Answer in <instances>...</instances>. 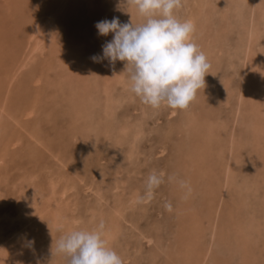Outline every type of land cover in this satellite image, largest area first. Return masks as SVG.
Segmentation results:
<instances>
[{
    "label": "rangeland",
    "instance_id": "rangeland-1",
    "mask_svg": "<svg viewBox=\"0 0 264 264\" xmlns=\"http://www.w3.org/2000/svg\"><path fill=\"white\" fill-rule=\"evenodd\" d=\"M44 1L0 0V264H67L60 237L101 221L124 264H264V0H183L210 64L186 109H153L125 62L93 61L114 35L95 24H142L134 7L66 0L36 49L30 18L61 0ZM47 205L65 209L54 227Z\"/></svg>",
    "mask_w": 264,
    "mask_h": 264
},
{
    "label": "clouds",
    "instance_id": "clouds-1",
    "mask_svg": "<svg viewBox=\"0 0 264 264\" xmlns=\"http://www.w3.org/2000/svg\"><path fill=\"white\" fill-rule=\"evenodd\" d=\"M130 6L144 22L121 23L118 17L97 22L95 27L100 36L114 35L102 45V54L92 57L93 61L106 59L110 66L118 60L125 62L130 91L153 109L162 105L186 109L197 92L205 88L210 64L192 41L194 23L176 15L183 0H119L116 10L128 12ZM161 183L162 178L156 172L148 176L149 198ZM166 207L171 210L170 204ZM104 232L103 221L91 230H71L60 237L56 252L64 255L67 264H124ZM34 243L28 241L29 246Z\"/></svg>",
    "mask_w": 264,
    "mask_h": 264
},
{
    "label": "bare ground",
    "instance_id": "bare-ground-1",
    "mask_svg": "<svg viewBox=\"0 0 264 264\" xmlns=\"http://www.w3.org/2000/svg\"><path fill=\"white\" fill-rule=\"evenodd\" d=\"M47 1V0H46ZM4 2L5 3H7V4H11V2H12V0H4ZM43 2H45L44 0H43ZM48 2V1H47ZM67 3V1L66 0H61L60 1V3H59V5L57 6V7H55V6H47L48 4H42V6L40 7L41 8V10H40V13L39 14H37L36 16H32L31 18H30V21H29V26H30V28H31V34H29V37H28V39L30 40V43L32 44V42L34 41V40H36L37 42H36V45H37V47H36V49H39V47L41 46V44H42V41H43V39H44V37H49V35H51L50 34V30L53 28V26H54V23L56 22V20L58 19L59 20V18H60V14H61V12L63 11V4L65 5ZM13 4V3H12ZM41 4V3H40ZM14 5V4H13ZM64 13V12H63ZM194 23V22H193ZM195 24V23H194ZM255 23L254 22H251L250 23V26H249V28H248V32L251 34V33H253L254 32V30H255V25H254ZM251 36H253V34H251ZM50 39V38H49ZM251 41H249V42H247L246 44V48L247 49H249V48H251V43H250ZM29 43V44H30ZM17 60V59H16ZM118 62V61H117ZM26 64H27V62L26 63H24V66H26ZM110 68V67H109ZM111 69V68H110ZM109 69V70H110ZM112 71V70H111ZM12 80V79H11ZM237 110V109H236ZM234 116V115H233ZM236 117V116H235ZM234 117V118H235ZM239 118V117H238ZM237 118V119H238ZM240 119V118H239ZM234 122V121H233ZM236 159H231V157H229L228 156V162H227V164H229V168H228V170H227V175H226V177H228L229 176V178L231 179L232 178V176H230V174L228 175V173H230V172H232V170L233 169H235L234 168V166L235 167H237L238 166V163L240 162V161H238V158L237 157H235ZM232 164V165H231ZM227 169V168H226ZM232 169V170H231ZM225 173V174H226ZM229 178H227V179H229ZM225 179V178H224ZM220 181V180H219ZM229 182L228 181H226V184H225V186L221 189V191H219L218 192V196H219V199H220V202H219V207L218 208H216V211H217V213H216V216H218V212L219 213H221L220 212V210L222 211V209H221V202L223 201V199H224V196H226V192L228 191V189H229V184H228ZM220 185H222V184H220ZM214 187V186H213ZM212 187V188H213ZM218 189H219V187H218ZM44 201V200H43ZM54 203V202H53ZM47 207L52 211V216H50V217H52L51 218V220L53 221L51 224L53 225V227L58 223V219L60 218V217H63V216H61V215H63L64 213H65V209L62 207V206H59V207H52V206H48L47 205ZM66 208V207H65ZM59 210V211H58ZM65 218V217H64ZM215 221V225H216V223H217V220L215 219L214 220ZM63 222V221H62ZM58 225V224H57ZM68 226H70V225H68ZM112 228V227H111ZM215 228L216 229H218V226L216 227L215 226ZM110 231V230H109ZM108 231V232H109ZM110 233H111V231H110ZM107 234V233H106ZM109 234V233H108ZM2 236V235H1ZM107 236V235H106ZM114 236V235H113ZM112 238V237H111ZM112 240V239H111ZM1 241V240H0ZM2 242V241H1ZM210 244V243H209ZM208 254H210V247L208 248ZM214 254V253H213ZM206 257V256H205ZM199 259H200V257H199ZM205 258H203L202 260L203 261H205L204 260ZM196 260H198L197 258H196ZM195 260V261H196ZM201 264H202V262H200ZM204 263V262H203Z\"/></svg>",
    "mask_w": 264,
    "mask_h": 264
}]
</instances>
